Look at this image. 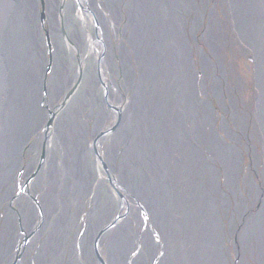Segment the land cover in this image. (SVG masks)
Returning <instances> with one entry per match:
<instances>
[{
    "label": "bare ground",
    "instance_id": "1",
    "mask_svg": "<svg viewBox=\"0 0 264 264\" xmlns=\"http://www.w3.org/2000/svg\"><path fill=\"white\" fill-rule=\"evenodd\" d=\"M26 2L8 0L0 20V204L23 208L18 230L6 210L0 264L17 252L16 264H264V0H127L105 48L72 18L80 37L58 40L48 58L36 1L35 14ZM233 40L253 58L254 110L229 60ZM79 84L42 135L41 97L58 105ZM34 153L44 174L17 196L22 156ZM38 193L42 210H29ZM21 231L38 246L18 247Z\"/></svg>",
    "mask_w": 264,
    "mask_h": 264
},
{
    "label": "flooded vegetation",
    "instance_id": "2",
    "mask_svg": "<svg viewBox=\"0 0 264 264\" xmlns=\"http://www.w3.org/2000/svg\"><path fill=\"white\" fill-rule=\"evenodd\" d=\"M35 1H36L37 13L39 14V23H38L39 36L41 37L42 43H44L47 58L48 56H51L53 50H55V45L58 40H61L63 41V43H65L66 40L76 39L80 37V31L78 30V28L75 27V26L78 27L79 25L78 24L72 25V22H70L72 18H76L86 23V28L90 32L91 36H93L94 42L98 44L99 47L101 45V49H102V47L105 48V45H107V41L109 39L113 40V38H117V36L119 37L121 31L124 29V26H123L124 18L127 17V12H126V1L127 0H123L122 3L119 2L120 0H35ZM116 18L118 19V21ZM124 24H125V21H124ZM103 52L104 50H102V53ZM101 55L99 53V57ZM51 68H52V63L49 61L47 65L46 77L49 76ZM95 69H96L95 71L96 80L98 82V85L102 88V98L103 100L104 98L107 99V95L109 92L108 90L109 87H107L108 84H105L103 80L99 82V75H100V79L102 76L101 68L99 69L96 66ZM80 81H82V79ZM80 86L81 84L74 85L72 89L69 91V93L64 97V99L58 105L57 104L52 105V102L49 98L45 101L48 105V108L46 107V105L45 107H43L44 109L41 108L42 110L46 111L45 112L46 114L45 124H44V128H42V131H41L42 135H46L48 133V130L49 129L51 130V127L54 126L55 119H56L55 114L58 111L57 107H59V109L61 108L63 109L58 113V115L61 113L65 114L64 108H66V102L70 101L71 98H73L75 91H77ZM81 89H83V85L81 86ZM43 96H47V94H44ZM255 102L256 100H254V102L251 100V103L246 102V105L251 106V110H254ZM107 107L108 109L110 108L108 105ZM113 107H111L110 109L114 111L112 112V114L115 115L116 117V114H115L116 111L114 110L116 108H113ZM29 144H31V142ZM31 147L32 145L30 146V149ZM36 154L38 153H34L31 155L25 154L22 156V161L20 163L21 167L19 168V172L17 173L19 180L15 185L17 189V193H16L17 196L22 197L23 193H25L26 190H29V184H31L32 182L35 184L44 174V169H41V167H38L39 168L38 171H35V168L31 166V163L34 164L33 159L35 158ZM37 159H38V163L36 165L42 166L43 156H41V154H38ZM26 171L31 172L30 176L26 180L21 179L23 178V175L26 174ZM33 193H35V191H33ZM41 197H42V193H38L37 196H31L28 198V202L32 205L31 209L29 210H42L41 208L42 205H41V200H40ZM16 198L18 199V197H15V199ZM37 198H39V200H37ZM6 210H8L11 213V215L16 219L15 228L17 226L18 227L17 230H18L19 228L21 229L22 227V225L21 224L19 225L18 223V221H20L22 216L16 210H23V208L18 207V206L13 207L12 203L8 201L1 202L0 204V238H2V235H3L2 226L5 223L6 217H7ZM25 235H26V238L23 237ZM20 236L21 238H20L19 246H21V248L26 247L30 244H33L35 243V241L37 244H39V241L41 240V238L38 241L34 239L33 237L35 236V234L33 235L32 234L29 235V233L24 234L22 231L20 232ZM16 255L17 256L13 264L19 263L20 261L19 259L20 254L17 252Z\"/></svg>",
    "mask_w": 264,
    "mask_h": 264
},
{
    "label": "rangeland",
    "instance_id": "3",
    "mask_svg": "<svg viewBox=\"0 0 264 264\" xmlns=\"http://www.w3.org/2000/svg\"><path fill=\"white\" fill-rule=\"evenodd\" d=\"M218 12H219V10H218ZM219 18L222 20V22H224V24L226 25L223 29V32H225V34L224 35H226L227 34V28L229 27V25H228V23L223 19V17L221 16V15H219ZM39 31H38V28H37V33H38ZM231 38V37H230ZM233 45H234V47H235V51L232 53L233 54V56H234V58H232V57H229V60L232 62V63H234V65H236V66H234V68H235V70L237 71L236 73H239L243 78H240V76L238 75V77H239V79L240 80H243L244 81V87H245V89H244V100H246V102H250L251 103V100L254 102V100H256V98H257V89L255 88V77H254V71H253V67H254V62H253V58H252V56L251 55H249V54H247L245 51H241L240 49H239V47L238 46H236V40H235V42H234V40H233ZM227 44L229 45L228 47H231L232 46V44L230 43L229 44V41L227 40ZM200 45V46H199ZM198 45V47H199V49H201L202 48V45L201 44H199ZM223 53H225L226 54V57L227 56H229V54L225 51V50H223ZM44 55H46V52H45V54H43V56ZM28 56V55H27ZM196 60H198V58H196ZM229 60H228V57H227V60H224L223 62L225 63V64H228L229 63ZM47 65H48V62L46 63V71H47ZM101 69H102V66H101ZM96 69L94 68V77H95V79H96ZM51 73H52V68H51V70H50V74H49V76L48 77H46V79H45V81H47V79L49 80L50 79V77L52 76L51 75ZM101 73L103 74V70H101ZM47 73L45 72V75H46ZM199 79L201 80V76L199 77ZM238 79V78H237ZM238 79V80H239ZM22 82H23V80H22ZM96 82H97V80H96ZM11 84H13V83H11ZM97 84H98V82H97ZM85 85V84H84ZM99 86V85H98ZM18 88H19V86H18ZM18 88H13L12 86H10L9 87V89H10V94H11V92L13 91V89H18ZM99 89H100V97H101V95H102V88L99 86ZM19 90H21L22 91V88H19ZM68 91H70L69 89H68ZM77 91H75V93H76ZM98 94V95H99ZM210 95V94H209ZM11 96H12V94H11ZM48 99V97L47 96H42L41 97V101H40V108H42V109H44L43 107H45V105H46V107L48 108V105H47V103L45 102L46 100ZM210 99L212 100L213 98H211L210 97ZM102 101H104L103 100V98H102ZM213 101V100H212ZM104 106H105V108L107 109V110H109V111H111V113L112 112H114L112 109H108V107L104 104ZM216 116H217V118L218 119H221L222 117H223V113L216 107ZM44 122H45V119H46V116H44ZM45 124V123H44ZM41 134H42V132H40ZM35 138V137H34ZM91 150H92V147H91ZM258 152H261V154H262V150H261V148H258ZM244 156V158H243V166H244V170H245V172L247 171V169H248V165H249V163H250V156H248L247 154H245V155H243ZM94 157V159L96 160V158H95V155L93 156ZM97 161V160H96ZM100 170H101V172L103 173V175H104V178H103V180H105V182H107V180L109 181V178L108 177H106V174H104V170H103V168H102V166H101V164H100ZM107 179V180H106ZM19 180V179H18ZM108 183V182H107ZM109 183L111 184V182L109 181ZM6 187V186H5ZM4 188V187H3ZM38 199V198H37ZM91 205H92V203L88 200V202H86L85 204H84V210H87L86 211V213L89 211V210H91ZM89 209V210H88ZM253 212V211H252ZM85 219V217H83V219H82V221ZM16 228H18V227H16ZM15 228V229H16ZM22 228V227H21ZM17 230V229H16ZM23 230V229H22ZM84 231H85V228L83 227V229L81 230V232L80 233H78V235H77V237H78V242H79V240L81 239V237H83V235H84ZM24 234H25V232L24 231H22ZM27 234V233H26ZM80 236V237H79ZM23 237H25L26 238V235L25 236H23ZM20 244H18V246H19ZM33 245H34V247H36V246H38V244L37 243H33ZM98 257V255H96V258ZM99 260V259H98ZM100 261V260H99ZM98 262V261H97ZM148 264V263H147Z\"/></svg>",
    "mask_w": 264,
    "mask_h": 264
},
{
    "label": "water",
    "instance_id": "4",
    "mask_svg": "<svg viewBox=\"0 0 264 264\" xmlns=\"http://www.w3.org/2000/svg\"><path fill=\"white\" fill-rule=\"evenodd\" d=\"M7 2H8V0H0V20L3 22V20H2V16L4 15L3 14V12H4V9H5V7H6V5H7ZM24 2H26V0H19V4H21V3H24ZM26 5L28 6H30V8H31V11L35 14V6H34V4L32 3V0H28L27 2H26ZM27 21H28V19H27ZM4 23V22H3ZM36 25V24H35ZM3 29H4V26H3V28H1L0 29V33H3ZM21 36H23L24 37V34H22L21 33ZM18 36H10L9 37V40L10 41H13L15 38H17ZM20 38V37H19ZM22 39V38H21ZM4 40V38H2V37H0V43H1V41H3ZM116 112H117V109H114ZM110 131H112V130H110ZM109 132V131H108ZM110 181V180H109Z\"/></svg>",
    "mask_w": 264,
    "mask_h": 264
}]
</instances>
